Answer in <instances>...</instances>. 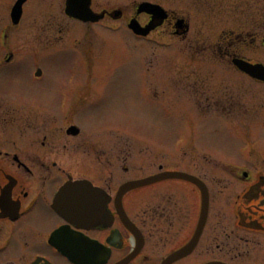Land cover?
Segmentation results:
<instances>
[{
    "label": "flooded vegetation",
    "instance_id": "af4514ba",
    "mask_svg": "<svg viewBox=\"0 0 264 264\" xmlns=\"http://www.w3.org/2000/svg\"><path fill=\"white\" fill-rule=\"evenodd\" d=\"M140 2L166 14L145 36L127 27L151 21ZM187 2L0 0V264H264V142L219 157L192 136L216 121L264 124V82L233 64L264 54V20L218 31L228 10ZM74 4L103 16L82 22ZM121 31L149 46L134 77L142 98L168 95L186 134L146 141L101 124L93 44ZM158 47L167 59L153 71Z\"/></svg>",
    "mask_w": 264,
    "mask_h": 264
},
{
    "label": "rangeland",
    "instance_id": "374dc122",
    "mask_svg": "<svg viewBox=\"0 0 264 264\" xmlns=\"http://www.w3.org/2000/svg\"><path fill=\"white\" fill-rule=\"evenodd\" d=\"M109 1L111 3L116 1L127 3L130 0H101L102 6L111 4ZM187 1L170 0V2H173L179 8L186 6ZM198 1L200 4L197 3V5L201 7H213L215 10H221V12L228 10L229 13L223 12L216 15L215 22L218 31L224 28L237 29L242 23H248L250 26L253 23L255 24L260 16L264 20V8L263 10H259L261 8L259 7V0ZM200 17L202 20V15ZM200 17L196 18L199 22H201ZM107 38L109 39L103 37L104 41L101 40V37L100 39L97 38L93 44L94 51H96L97 47H99V52L100 50L102 51L100 58H98L99 62L96 65V70L99 69L104 74L101 80H99V87L101 89V124H104L106 129L108 127H115L122 130H126V127H124L126 125L128 128L133 129L134 134L139 139L146 141L149 139H161L162 137L173 140L178 134H186L188 129L186 130V126H183V120L185 119L183 110L176 104L170 103L168 95L162 97L160 94L152 95L146 100L142 98L144 95L137 88L138 85L134 77L140 71L145 70L142 62L143 58H140L141 55H146L142 56L145 59L146 65L149 62V46L147 50L146 46H140L137 43L136 49L135 45L126 42L125 32L123 31L111 34ZM143 44L146 45V43ZM149 54H155L150 66L151 70L161 71L160 61L167 59H162V55L167 54V52L158 47L153 49V53L149 51ZM245 55L252 62L262 61L264 63V54L257 52L252 47ZM79 69L80 67H78V71H81ZM62 70H65L63 64H61L58 71ZM74 70H77L76 66ZM109 71L112 74L103 73ZM113 72L119 74L116 83L109 79L114 76ZM24 85L27 86L28 83H24ZM251 88L257 90L262 87L251 85ZM97 102L98 100L95 103ZM166 105L168 108L165 109L164 106ZM165 119L168 120V126L166 127H164V124H166ZM192 133L193 139L196 142H201L202 144L212 142L219 157L235 149L238 143L241 144L245 140L251 139L252 142L247 145V148H252V150H258V145L262 141L264 142V124L259 119H255L249 124L247 133H242L241 128H234L233 131L227 123L221 121L212 122L204 128L196 127Z\"/></svg>",
    "mask_w": 264,
    "mask_h": 264
},
{
    "label": "water",
    "instance_id": "95a60500",
    "mask_svg": "<svg viewBox=\"0 0 264 264\" xmlns=\"http://www.w3.org/2000/svg\"><path fill=\"white\" fill-rule=\"evenodd\" d=\"M152 7L150 5H141L142 10H145L146 12H155L154 10L151 9ZM73 15L79 19H83L84 21L86 20H95V18H91V15L88 12H82V13H78L76 11L73 12ZM135 31L139 32V33H146L148 31V27L147 29H142L139 28L134 22H132L131 26ZM238 67L243 70L246 71L247 73L251 74L253 77L259 78V79H264V67L261 65H249L247 63H241V62H235Z\"/></svg>",
    "mask_w": 264,
    "mask_h": 264
}]
</instances>
